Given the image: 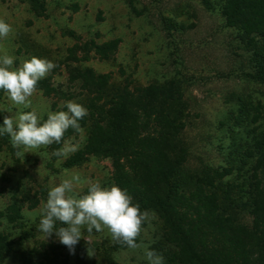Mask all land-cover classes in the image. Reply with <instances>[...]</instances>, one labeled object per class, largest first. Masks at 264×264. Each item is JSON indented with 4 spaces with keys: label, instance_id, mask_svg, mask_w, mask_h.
<instances>
[{
    "label": "rangeland",
    "instance_id": "374dc122",
    "mask_svg": "<svg viewBox=\"0 0 264 264\" xmlns=\"http://www.w3.org/2000/svg\"><path fill=\"white\" fill-rule=\"evenodd\" d=\"M210 1L212 6L205 7L201 0H0V19L13 28L9 37L0 40V55L15 57L17 67L32 56L57 64L39 81L38 91L30 98V108L14 105L0 90V126L5 116L15 117L21 111L35 110L43 120L49 111H66L63 105L67 101L84 106L83 101L91 92L79 88L81 78L77 73H85L87 67L95 73H110L116 83L124 76L132 83L165 78L177 82L183 74L192 80L181 83L185 85L183 95L191 111L185 117L183 133L192 151L189 164L193 166L199 158L213 165L231 164L233 171L217 179L216 191L220 202H224L221 191H231L237 196L245 190L247 170L250 171L248 163L253 157L248 156V163L237 168L235 158L228 153L240 143L251 145L252 132H247L262 120L264 105L256 108L261 115L255 122H248L246 126L242 123L232 132L234 144L227 127L232 115L226 112L227 105H222L228 103L231 89L242 96L249 91L263 103L264 82L246 76L245 71L253 65L249 48L231 34V27L224 26L214 7L219 0ZM103 44L105 47H99ZM83 76L88 79L87 74ZM230 103L234 106L233 101ZM251 105L252 102L245 104L248 113L254 111ZM218 118L227 123L218 125ZM79 123L84 129L83 139L72 129L65 133V138L75 136L82 146L85 118ZM61 146L41 147L23 156L17 154L10 137H0V232H11L15 237L17 234L16 240L21 246L35 248L37 252L48 249L50 254L54 249L48 242H54L56 251L61 252L56 255L61 264H103L104 246L111 241L106 228L101 232L93 229L91 233L82 229L83 238L74 253L59 242L55 233L46 239L37 229L41 201L46 202L50 187L63 179L78 175L77 191L81 195L87 192L88 181L106 187L113 185L110 157L87 154L78 163L63 165L64 159L51 155ZM187 185L191 187L192 182ZM10 203L19 205L22 217L13 220L6 217ZM149 212L155 218L145 222L139 236L143 241L137 243V249L126 246L109 249L120 264H148L144 250L147 243L159 237L161 221L154 211ZM29 225L33 230L27 229ZM163 242L169 246L168 241ZM16 245L10 247L0 264L17 262L19 247Z\"/></svg>",
    "mask_w": 264,
    "mask_h": 264
},
{
    "label": "trees",
    "instance_id": "16d2710c",
    "mask_svg": "<svg viewBox=\"0 0 264 264\" xmlns=\"http://www.w3.org/2000/svg\"><path fill=\"white\" fill-rule=\"evenodd\" d=\"M201 3L205 7L213 4L210 0ZM214 7L224 26L231 27V34L249 48L253 65L245 71L246 76L263 83L264 0H219ZM77 76L81 78L79 88L91 92L83 101L88 109L84 117L85 139L62 164L78 163L87 154L110 157L113 185L126 190L142 211H154L160 218L159 237L147 243V249L162 254L165 264H264V111L262 115L256 111L264 102L249 91L242 96L231 89L228 103L222 105H227L226 112L232 115L227 125L229 134L242 123L246 126L255 122L257 116L261 115L262 120L248 129L247 133L252 132L251 145L240 143L228 153L235 158L237 168L248 163V156L253 157L248 163L245 190L237 196L221 191L224 202H220L216 181L232 172L233 166L209 164L202 158L193 166L189 164L192 151L183 133L185 117L191 111L181 83L192 81L190 78L180 74L177 82L165 78L132 83L124 76L116 83L110 73H95L89 67ZM247 102H252L253 113L245 108ZM216 122L227 123L223 118ZM189 182L191 187H187ZM9 207V220L22 217L19 205L10 203ZM27 229L31 231L33 227L29 225ZM13 235L0 232V259L17 244L15 264H61L56 256L61 252L56 251L54 242H48L54 249L50 254L48 249L37 252L21 246L16 240L18 235ZM142 241L138 237L136 242ZM163 241H168L169 246ZM120 247L123 245L111 239L103 248V264H120L109 252Z\"/></svg>",
    "mask_w": 264,
    "mask_h": 264
},
{
    "label": "clouds",
    "instance_id": "9594fccd",
    "mask_svg": "<svg viewBox=\"0 0 264 264\" xmlns=\"http://www.w3.org/2000/svg\"><path fill=\"white\" fill-rule=\"evenodd\" d=\"M12 33V25L0 19V40ZM14 61L15 57L9 54L0 55V90L14 105L30 108V98L38 91L39 81L46 78L57 64L36 56L24 60L18 67L14 66ZM63 107L67 110L49 111L44 120L35 110L21 111L15 117L7 115L0 126V137H10L17 154L23 156L34 149L62 144L51 155L66 159L79 150L81 143L75 136L66 139L65 133L72 129L83 139L84 129L79 121L88 115V109L75 101H67ZM78 181L79 176L72 175L50 187L46 202L40 204L38 231L46 239L55 233L71 253L83 238L82 229L85 228L89 233L93 229L101 232L106 228L114 243L137 249V238L145 222L155 218L154 214L142 211L138 203H133L132 196L119 186L106 187L88 181L87 192L81 195L77 191ZM144 255L148 264H165L163 255L155 250L145 249Z\"/></svg>",
    "mask_w": 264,
    "mask_h": 264
}]
</instances>
